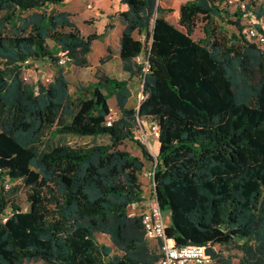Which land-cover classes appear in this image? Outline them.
I'll use <instances>...</instances> for the list:
<instances>
[{
    "label": "trees",
    "instance_id": "1",
    "mask_svg": "<svg viewBox=\"0 0 264 264\" xmlns=\"http://www.w3.org/2000/svg\"><path fill=\"white\" fill-rule=\"evenodd\" d=\"M62 1L0 0V264H154L159 239L128 213L143 201L145 161L150 195L168 213L165 237L203 246L211 264H264V46L240 21L247 10L263 17L264 3L229 11L222 0H184L178 28L157 0H119L118 56L141 83L134 108L127 79L99 67L68 90L49 43L88 66L91 41L112 24L83 34L53 6ZM197 17L203 34L194 39ZM44 59L56 70L46 83L33 71ZM109 96L117 115L106 124ZM147 121L157 126L153 156L134 134ZM66 134L91 138L71 144ZM125 140L140 156L119 147Z\"/></svg>",
    "mask_w": 264,
    "mask_h": 264
},
{
    "label": "built area",
    "instance_id": "2",
    "mask_svg": "<svg viewBox=\"0 0 264 264\" xmlns=\"http://www.w3.org/2000/svg\"><path fill=\"white\" fill-rule=\"evenodd\" d=\"M229 3H235L239 5L242 10L244 8V0H226ZM89 6V5H88ZM244 26L242 32L247 38V40L264 46V16L257 19L254 18L250 10L244 11L240 20ZM27 63L28 60L24 59ZM69 62V56L64 52L60 51L57 54L56 64L60 66H65ZM26 69L22 78L24 80L29 79V72ZM34 71V78L37 77L40 82L46 83L51 80L52 76L47 73L37 72L38 69ZM112 116L108 114L105 118V123L109 124ZM149 131L146 132L140 128V133L137 138L144 143L146 146L148 141V135L157 136V126L155 123L149 122ZM153 173V164L150 163L148 169H145L143 176L147 179H151ZM7 187V184H5ZM135 203L131 206L132 211L128 212L129 215L137 214L140 216V221L143 227L144 234L147 238L153 239L157 238L160 241L159 252L160 256L154 264H211V256L207 253L203 246L199 245H175L174 242L165 237L164 227L161 211L152 197L146 204L140 205ZM1 221H5V217L1 218Z\"/></svg>",
    "mask_w": 264,
    "mask_h": 264
},
{
    "label": "rangeland",
    "instance_id": "3",
    "mask_svg": "<svg viewBox=\"0 0 264 264\" xmlns=\"http://www.w3.org/2000/svg\"><path fill=\"white\" fill-rule=\"evenodd\" d=\"M176 1L180 2V1H184V0H157V2L160 5L171 7V10L166 11L163 14V16L168 21L173 23L176 27L180 28V26H178V24L176 23L177 14H178V9H177L176 3H175ZM65 2L67 4L61 5L62 6L61 8H64V9L70 8L71 14H72V19L77 24L78 28L80 29V31L82 33H87L89 31L100 32V31H102L104 24L109 20L107 18V16L99 14V12L96 11L95 8H93L92 4L90 3V0H74V1L69 0V1H65ZM72 2L74 4H72ZM244 2H253L254 4H258V3H264V0H244ZM225 3L227 4L226 6H227V9L229 11H232L236 5L235 3H229L226 0H222L221 4L223 5ZM94 15H96L98 17H94ZM92 20H94V21H92ZM201 23H202V19L200 17H197L195 27L190 34V36L192 38L197 39V38L202 36L203 33L201 31V28H200ZM222 27H223V29H225L227 34L234 30L233 25L228 24V23H222ZM97 42H99V41H97ZM94 50H96V47L93 48V53H92V51L89 53L90 62H93L98 58V55L97 56L95 55ZM141 59H142L141 56H139L138 60H141ZM36 67L38 69L37 72L47 73L50 76H52L56 72L54 64H52L48 59H44L40 62H37ZM64 76L68 81V90L70 92H72L74 90L75 85L78 82L86 81V80L92 78L91 67L83 68V67L76 66V67H74V69L72 67H70V69H64ZM107 103L109 106V114L112 116V118H114L117 115V111H115V107H114L115 104H114L113 96H109L107 98ZM146 124H147V128L144 131L148 132L150 129L149 122H145V125ZM139 133H140V128H138L134 131L136 138L139 135ZM60 138L65 139V141H67L68 143L76 144V143H82L85 141H89L91 137L90 136H76V135L66 134ZM96 139L97 140H104L105 137L104 136H97ZM119 147H123V148L129 150L133 154H140L139 148H137L136 143L132 140L123 141L119 145ZM149 166H150V163H149ZM145 179L147 181V186H146V189L144 191V196L146 198V201L148 202L150 200V197H151L150 186H149V181H148L149 179H147V177H145ZM14 184H17V183H14ZM24 190H25L24 187H20V188H18V190L16 192L17 200L23 208L25 207ZM132 210L133 209L131 207L128 208V212H130ZM161 215H162L163 222L165 224L168 223L169 218H168L167 211L162 210ZM97 239L99 241L108 243L106 236L98 235ZM213 247L216 249L215 245ZM231 264H237L236 260L231 259Z\"/></svg>",
    "mask_w": 264,
    "mask_h": 264
},
{
    "label": "crops",
    "instance_id": "4",
    "mask_svg": "<svg viewBox=\"0 0 264 264\" xmlns=\"http://www.w3.org/2000/svg\"><path fill=\"white\" fill-rule=\"evenodd\" d=\"M65 1H69V0H63L61 3L54 4L53 6L56 9L67 10L71 13L70 8L69 9L61 8L62 7L61 5L67 4ZM71 1H74V0H71ZM181 2L182 1H180V2L176 1L175 2L177 8ZM90 3L92 4L93 8H95L96 11L99 12V14L105 15V16L110 15V17L109 18L107 17V18L109 19L108 21L111 22L112 26L106 30V32L102 38L93 39L91 41L90 52L92 51V53H93V48L96 47V50H94V53L96 56L98 55V58L95 61L90 62V59H89V53L90 52H89L87 55L89 65L88 66H82V67L83 68L91 67V73L92 74L95 71L96 67H99L109 76H114L116 78H126L127 79V86L129 88L130 94H129L128 98L126 99L125 105L129 106V107L136 108L140 98L142 97V94L140 92L141 83H140L139 77H137L136 75H131V76L128 75V72L122 69L121 61H120L119 56H118V38H119V35L121 32V29L123 28V23H122L120 17L116 13L120 10L125 9L126 5L124 3H120L119 0H90ZM72 4H74V3L72 2ZM94 17H98V16L94 15ZM92 21H94V20H92ZM83 34H86V33H83ZM97 41H99V42H97ZM49 44H50L52 50L55 51L57 54L60 52L58 50V48L52 42H50ZM108 52H109V57L103 61H99V57L107 54ZM138 57L139 56H135L134 59L136 61H139ZM70 67H72L74 69V67H76V65L72 64L71 62H69L68 64L66 63L65 66L63 67V74H64V69H70ZM114 107H115V105H114ZM115 111H117L116 107H115ZM147 122H149V121H147ZM146 128H147V124L144 125L143 130H146ZM147 144H148L147 149H148L149 153L153 156L156 153L157 145H158L157 140H156V136L148 135ZM136 155L140 156V154H136ZM149 163H150L149 161L144 162L143 170L141 171V173L139 175L140 176L139 177L140 187L142 189V195H143V201H141L139 203L140 205H144L147 202L146 198L144 196V191H145L146 186H147V181H146L145 177L143 176V171L145 169L149 168L148 167ZM148 181H149V186L151 187L150 179ZM152 197L153 196H151L150 198H152Z\"/></svg>",
    "mask_w": 264,
    "mask_h": 264
}]
</instances>
